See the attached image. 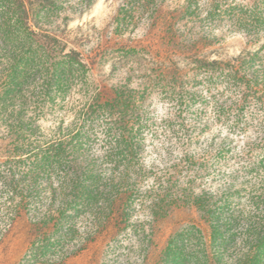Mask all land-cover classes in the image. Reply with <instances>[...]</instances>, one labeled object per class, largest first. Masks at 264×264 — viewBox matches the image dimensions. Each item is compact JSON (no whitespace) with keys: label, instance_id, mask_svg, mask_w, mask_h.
Wrapping results in <instances>:
<instances>
[{"label":"rangeland","instance_id":"374dc122","mask_svg":"<svg viewBox=\"0 0 264 264\" xmlns=\"http://www.w3.org/2000/svg\"><path fill=\"white\" fill-rule=\"evenodd\" d=\"M8 1L0 0V27ZM32 1L44 4L40 26L80 50L86 63L63 92L47 95L30 89L23 108L18 105L42 115L33 121L40 125V142L33 146L49 141L61 119L64 128H73L72 123L81 128L90 118L82 128L90 130L84 139L89 158L113 168L108 165L113 158L108 155L113 145L112 134H107L111 117L92 110L120 88L135 107L147 182L155 171L174 174V164L188 156L210 161L221 151L222 166L216 173H202L200 187L231 174L252 182L264 176V0ZM191 49L226 63L216 71L195 66L184 53ZM232 65L241 68L239 74ZM6 145L0 141V170L6 167ZM44 204L37 210L22 209L4 232L0 264H20L27 256L45 207L58 202L49 197ZM135 214L130 224L112 219L97 230L83 217L79 235L89 237L87 245L60 264H158L172 232L196 220L192 210L174 209L149 228L144 213ZM136 220L147 223L144 247L136 242L141 233Z\"/></svg>","mask_w":264,"mask_h":264},{"label":"trees","instance_id":"16d2710c","mask_svg":"<svg viewBox=\"0 0 264 264\" xmlns=\"http://www.w3.org/2000/svg\"><path fill=\"white\" fill-rule=\"evenodd\" d=\"M43 8L32 0H9L0 27V141H7L6 167L0 170V241L22 209H40L49 197L58 205L45 207L38 237L20 264H60L85 249L89 237L79 235L83 217L97 230L112 219L130 224L141 210L152 228L174 209L188 208L196 220L172 232L158 264H264V176L252 182L231 174L200 187L202 173H216L222 166L221 151L212 162L188 156L174 164V174L155 171L147 182L145 148L132 114L135 107L124 89L115 90L111 100L92 110L111 117L107 134H112L113 145L108 155L113 158L108 165L113 168L89 158L84 139L90 130L83 129L90 118L81 128L74 123L64 128L61 119L49 141L33 146L40 142V125L33 121L42 115L22 110L30 89L63 92L86 65L80 50L40 26ZM184 53L195 66L211 71L226 63L192 49ZM235 68L239 74L241 68ZM104 106L112 110H99ZM136 222L141 226L139 238L134 232L136 242L144 247L147 223Z\"/></svg>","mask_w":264,"mask_h":264}]
</instances>
